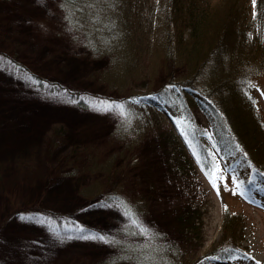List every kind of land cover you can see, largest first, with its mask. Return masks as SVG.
<instances>
[{"label": "rangeland", "instance_id": "obj_1", "mask_svg": "<svg viewBox=\"0 0 264 264\" xmlns=\"http://www.w3.org/2000/svg\"><path fill=\"white\" fill-rule=\"evenodd\" d=\"M159 1L119 3L122 30L129 36L127 50L136 45L131 31L137 37L132 65L137 74L114 88L102 74L112 72L115 63L107 55L79 50L86 45L82 36L71 43L69 36L79 31L50 14L49 0H0V264H264V184L248 176V167L221 131V122L198 97L188 96L195 104L184 107L173 97L176 111L159 95L188 77L179 59L175 63V58L167 57L171 44L157 46V38L166 39L169 17L166 4L159 7ZM75 2L85 11L87 23L95 25L110 17L109 9L116 10L111 9L112 0ZM245 5L248 23L252 9ZM16 42L29 46L17 47ZM108 45L119 53L112 43ZM119 56L127 59L128 53ZM63 62L68 72L58 76L56 69ZM210 70L196 86L204 89L212 84ZM249 72L264 122V62L257 60ZM51 81L62 88L52 90ZM133 123L145 127L139 129L140 163L131 165L141 174L142 191L129 182L126 193L141 192L149 206L146 213L134 210L130 217L118 204L89 198L86 202L75 178H62L67 148H56L52 158L49 148L53 128L64 126L74 143L105 148V158L116 156L119 164L124 142H115L114 131ZM195 132L209 147L207 152L193 138ZM35 148L38 152L31 156L35 160L17 162ZM210 170L218 188L210 181ZM245 189L251 201L240 194ZM84 206L83 227L72 215L62 216ZM228 213L243 220L239 244L243 256L224 260L210 251L222 237ZM93 235L97 238H82ZM161 247L175 248L180 260L165 259ZM127 248L136 258L119 261Z\"/></svg>", "mask_w": 264, "mask_h": 264}, {"label": "trees", "instance_id": "obj_2", "mask_svg": "<svg viewBox=\"0 0 264 264\" xmlns=\"http://www.w3.org/2000/svg\"><path fill=\"white\" fill-rule=\"evenodd\" d=\"M112 2L114 5L111 9L116 10L109 9L110 17H107L100 25H95L93 21L87 23L85 11L78 7L75 0H54L52 3L49 0L47 6L51 15L61 18L68 26L79 31L71 34L72 37L69 36L71 43H78L81 36L85 38V48L81 46L79 50L87 49L85 52L93 56L107 55L112 63H115L112 72L102 74L104 82L115 88L125 77L135 78L137 74V70L132 68L136 55L133 49L137 45V37L131 31L136 45L132 44L131 50H127L126 41L129 36L122 30L123 18H119L121 0H112ZM163 2L166 4L169 16L166 20L167 33L166 39L164 35L162 39L157 38V46L171 44L168 47L170 52L167 57L175 58V63L179 59L188 71V77L176 82L170 90L162 89L159 95L176 111L178 105L173 104V97H176V102L183 107L188 102L195 104V101L188 100V96L198 97L203 107L212 112L221 122V131L223 129L227 133L230 145L237 149L240 159L245 162L248 167V176L264 181V122L257 110L255 93L251 88L252 74L249 72L254 62L257 60L260 63L264 62V0H218L216 4L212 0H206L205 3L203 0H160L159 7ZM246 3L251 5L252 9V18L248 23L246 22L249 17L245 12ZM92 17L93 15L90 16ZM116 25H119L120 32L115 30ZM186 30L189 31L187 34ZM116 33H120V36ZM180 34L182 38L177 39ZM185 36L186 39L183 42ZM65 37L69 38L67 35ZM58 38L61 40L60 37ZM130 40L132 41V38ZM109 42L119 53H114L108 45ZM15 46L26 48L29 45L16 42ZM255 47L259 50L258 53ZM249 50V53H245ZM123 53H128V58L121 60L119 54ZM207 68L211 69L210 72L215 80L201 89L196 86V83ZM68 69L65 63L63 66H58L56 69L58 76L67 73ZM49 84L54 91L62 88L61 84L53 83V81ZM169 93H173L174 96ZM81 106L85 107V104L81 103ZM140 111L141 109L137 111L138 114ZM142 128L145 127L135 123L126 129L122 125L116 127L115 142H124L120 143L122 149L118 155L121 157L119 164H115L116 156L105 158L104 155L108 152L105 148H96L94 143H74L70 140L68 130L64 126L54 127L50 133L49 157L52 158L56 148H67L64 160L66 171L62 178H75L79 195L86 202L87 198L91 201L100 199L106 205L111 203L120 205L130 217L133 216L134 210L144 214L147 212L145 206L146 208L149 206L147 198L141 192L133 195L126 193L130 185L142 191V184H139L141 179H138V175L141 174H138L139 171L136 172L137 169L131 168L133 167L131 165L140 163L137 152L141 145L140 135L142 134L139 129ZM213 130L216 129L213 128ZM125 137H130V140L125 141ZM193 138L204 151L209 150V147L206 148L202 144L204 139L198 132H195ZM36 151L38 152L37 148L27 157H20L17 162L21 164L28 160H35V156H31L34 152L36 154ZM126 161L127 164H125ZM80 174L85 177H81ZM44 196V193L40 194L38 200L41 202ZM86 208V206L78 207L75 211L66 212L67 215L62 216L69 218L72 215V218L77 219L76 222L81 225L82 220L87 219L86 216H82L85 215ZM242 233V218L237 214L228 213L225 217L222 237L218 245L210 251L211 255L224 260L243 256V248L239 246L243 240ZM159 250L165 259L172 258L176 262L177 259L180 260L179 252L173 247H161ZM127 251L128 248L119 255V261L136 258Z\"/></svg>", "mask_w": 264, "mask_h": 264}, {"label": "snow or ice", "instance_id": "obj_3", "mask_svg": "<svg viewBox=\"0 0 264 264\" xmlns=\"http://www.w3.org/2000/svg\"><path fill=\"white\" fill-rule=\"evenodd\" d=\"M102 107L104 109H109L112 106L111 105H102ZM120 107L122 108V106H120ZM208 175H209L210 181L213 182V186L218 188V185H216V183H215L216 177H215L214 173L210 170ZM249 183L251 184L252 182L250 181ZM236 188H240V185L237 184ZM240 194L246 196V198H248L251 201V196L248 195V190L247 189L242 190ZM82 238H85V239H88V238L96 239L97 237L93 235V236H84ZM99 239H103V237H99Z\"/></svg>", "mask_w": 264, "mask_h": 264}]
</instances>
